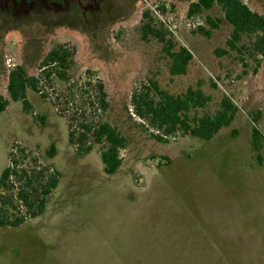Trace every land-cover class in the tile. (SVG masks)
<instances>
[{
    "label": "rangeland",
    "instance_id": "rangeland-1",
    "mask_svg": "<svg viewBox=\"0 0 264 264\" xmlns=\"http://www.w3.org/2000/svg\"><path fill=\"white\" fill-rule=\"evenodd\" d=\"M195 1L105 0L79 17L51 0L60 14L29 19L28 0H12L15 9L0 0V95L10 98L18 65L41 90L29 89L27 108L11 100L0 115V176L16 159L20 169L46 168L59 180L42 214L0 225V264H264V56L246 50V37L229 48L232 26L218 6L188 16ZM246 1L264 14V0ZM147 9L193 54L186 74L172 75L160 41L143 34ZM207 16L220 20L216 28ZM58 45L75 49L67 80L43 73L51 68H42L44 56ZM152 82L175 95L200 85L212 97L200 112H214L227 95L236 119L208 141L181 133L160 141L133 103ZM104 121L127 138L113 175L104 170V145L69 139L82 123Z\"/></svg>",
    "mask_w": 264,
    "mask_h": 264
},
{
    "label": "trees",
    "instance_id": "trees-1",
    "mask_svg": "<svg viewBox=\"0 0 264 264\" xmlns=\"http://www.w3.org/2000/svg\"><path fill=\"white\" fill-rule=\"evenodd\" d=\"M44 1L52 4L51 0ZM104 1L68 0V6L67 1L63 0L64 9L61 12L64 14L70 8L76 16L83 17L87 10L82 5L94 7ZM8 3L12 9H15L12 0H8ZM28 3L32 5L31 12L27 16L29 19L37 17L43 19L56 13L60 14L57 9L49 7L41 0H28ZM215 6L222 10L223 19L232 26L231 36L227 42L229 48H238V44L246 37L249 39V43L244 45L246 50L253 51L258 56H264V14L253 10L246 0H197L190 4L187 14L193 16ZM162 7L165 8L164 5ZM142 21V32L145 37L152 35L162 44L163 52L171 61L170 73L172 75L186 74L193 59L191 51L168 37L172 31L161 21L157 22L150 9L143 12ZM219 21L210 16L206 18V23L212 28H216ZM60 24L64 23L60 22ZM71 27L75 26L71 25ZM199 29L205 35L211 34V31L204 26H200ZM74 55L75 49L66 45L52 48L41 62L42 68L51 65L50 69L43 72L45 77L51 79L56 74L61 80H67ZM256 59L260 63L261 60L258 57ZM97 87L99 108L105 111L109 107L108 92L101 82ZM7 88L10 98L0 95V115L9 106L11 100H20L27 108L29 89L41 92L38 77L29 75L24 65H18L10 71ZM211 100L212 97L200 85L175 95L160 88L156 82H152V86H144L133 95L137 114L147 119L161 133L155 134L160 141H166L167 137L177 133L207 141L213 139L222 128L229 126L236 119L239 108L229 96L224 95L214 112H200L209 105ZM81 125L83 131L79 136H76L74 131H70V142L84 144L91 139L96 144L104 145L100 152L104 170L109 175L115 174L122 165L121 150L126 148L127 138L109 122L82 123ZM252 135L254 147L259 151L262 133L254 126ZM91 149L86 147L87 152ZM49 154L52 156L55 154L54 147L50 149ZM58 183L55 172L48 174L46 168L33 171L28 168L20 169L15 159L0 176L2 188L0 225L18 227L32 217L42 214L48 195Z\"/></svg>",
    "mask_w": 264,
    "mask_h": 264
},
{
    "label": "flooded vegetation",
    "instance_id": "flooded-vegetation-1",
    "mask_svg": "<svg viewBox=\"0 0 264 264\" xmlns=\"http://www.w3.org/2000/svg\"><path fill=\"white\" fill-rule=\"evenodd\" d=\"M67 2H66V4L68 5V0H66ZM81 1V0H80ZM46 5H48V4H46ZM97 5V4H96ZM95 5V6H96ZM63 7H64V5H63ZM82 7L84 8V9H86V7H89V6H86V5H82ZM56 9V8H55Z\"/></svg>",
    "mask_w": 264,
    "mask_h": 264
},
{
    "label": "water",
    "instance_id": "water-1",
    "mask_svg": "<svg viewBox=\"0 0 264 264\" xmlns=\"http://www.w3.org/2000/svg\"><path fill=\"white\" fill-rule=\"evenodd\" d=\"M43 3L47 4L44 0H41Z\"/></svg>",
    "mask_w": 264,
    "mask_h": 264
},
{
    "label": "built area",
    "instance_id": "built-area-1",
    "mask_svg": "<svg viewBox=\"0 0 264 264\" xmlns=\"http://www.w3.org/2000/svg\"><path fill=\"white\" fill-rule=\"evenodd\" d=\"M157 13H158V10H155ZM169 28H170V26H169ZM171 29V28H170Z\"/></svg>",
    "mask_w": 264,
    "mask_h": 264
},
{
    "label": "snow or ice",
    "instance_id": "snow-or-ice-1",
    "mask_svg": "<svg viewBox=\"0 0 264 264\" xmlns=\"http://www.w3.org/2000/svg\"><path fill=\"white\" fill-rule=\"evenodd\" d=\"M93 2H95V0H93Z\"/></svg>",
    "mask_w": 264,
    "mask_h": 264
}]
</instances>
